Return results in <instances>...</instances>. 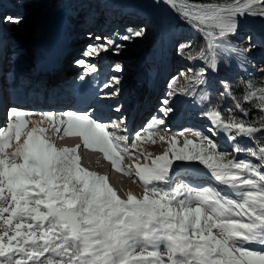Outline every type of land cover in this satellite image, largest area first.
Wrapping results in <instances>:
<instances>
[{
    "label": "snow or ice",
    "instance_id": "obj_1",
    "mask_svg": "<svg viewBox=\"0 0 264 264\" xmlns=\"http://www.w3.org/2000/svg\"><path fill=\"white\" fill-rule=\"evenodd\" d=\"M159 2L201 42L196 48L190 40L176 41L181 56L201 66L181 71L186 83L176 88L174 77L167 95L199 90L210 135L188 129L159 135L167 131L160 127L165 119L153 116L129 140L116 134L124 131L123 119L106 125L91 112L56 116L9 107L0 127V264H264V87L249 83L237 96L227 80H220L219 96L230 101L227 107L213 104L204 90L222 63L247 60L251 37L245 48L231 38L244 19L264 22V0ZM0 23L19 25L22 18L5 15ZM144 35L141 28L120 39ZM94 39L99 43L89 44L86 56L119 54L123 47L109 38ZM76 64L86 74L96 71L86 60ZM114 71L122 69L116 65ZM120 83L114 76L104 87ZM159 111L167 118L174 110L165 99ZM253 111L261 114L259 120H251ZM33 115L40 119H24ZM49 131L56 139L79 137L84 149L101 153L113 170L138 184L142 196L129 191L122 199L107 175L82 166L81 144L57 148L46 136ZM221 141L232 146L233 159L221 150ZM158 142L167 146L159 155L143 147ZM241 154L251 158L237 159ZM126 157L133 162L123 164ZM187 166L202 168L207 183L174 186V174Z\"/></svg>",
    "mask_w": 264,
    "mask_h": 264
},
{
    "label": "rangeland",
    "instance_id": "obj_2",
    "mask_svg": "<svg viewBox=\"0 0 264 264\" xmlns=\"http://www.w3.org/2000/svg\"><path fill=\"white\" fill-rule=\"evenodd\" d=\"M71 1L75 2L76 0H68V1L66 0H1L0 1V17L8 14L10 16L22 18V23H20L19 25L11 24V23H0V42H2L0 43V51L2 50L3 52V54L0 55V65L2 61H4L2 65L6 67L5 73L1 76H5V74L8 75L5 78L8 79V83H9L10 82L9 78L13 77L11 81L15 79L14 76L9 77L10 75H13L12 72L14 69L15 71L18 72V75L20 77H22L23 73L28 76V73H30L31 70L35 69V64H39V65L41 64L43 69L41 71L37 70V75L34 77L36 78L39 76L41 77L44 76L45 74L51 76L52 73L54 74V72L56 73V71L63 70L60 64L62 61L56 62L55 55L60 54L62 56V60L66 61L67 58L66 56L69 57L71 54H74L75 50L78 51L79 48L82 50L83 49L86 50L89 43H99L95 41L94 37L96 35H93V32L95 34H98V32H102V35H100L101 37L109 38L111 40H114L117 44L123 45V47L119 49V53L125 54L126 57L124 58L128 59L127 61L129 63H133L135 69V72L134 71L133 72L136 74L135 77L137 76L138 78V85H137L138 88L136 90L142 89L146 93L150 91V93L152 94L151 105L155 101L157 102L156 98L158 97L160 98L161 92H163V90L166 89L165 84L167 82L166 80L168 79V77L180 73L178 72V70L186 66L187 63L186 60L178 59L176 57L177 56L175 50L177 48L176 41L180 40L182 42L186 37L184 35V32H180L181 35H179V33L177 32L176 34L171 33L172 25L170 22L165 21L166 17L168 18L169 21H173L172 19H174L173 16L175 14L174 13L172 15L169 14L171 11L170 8L164 7L156 17L153 15L154 10H151L155 4V0H124L122 1L123 4L122 6L117 7V9L111 8V15L109 16L110 18L109 22H105L106 17L104 16V14H109L110 11L104 9L106 7V4L103 5V3L98 0H85L86 2L89 1L90 2L87 4H82L84 6H82L79 9L80 12L71 16L67 15L66 12L63 14L59 12L57 14L56 11H54L58 6L64 5L65 2L69 3ZM91 2L95 4L91 5ZM80 3H82V1ZM164 6L166 5L164 4ZM43 11L46 12V14L47 12H49V14L45 18L41 19L40 14H42ZM88 11L92 13L91 15L95 16L94 20L90 22L89 21L83 22L82 16ZM154 17L155 20L157 21L153 20ZM144 20L149 21L154 26V31L150 32V34H152L150 39L151 40H155L156 38L157 40L159 39V43H160L159 46H161V51H162V58H160L161 62L153 63V66H151L152 64L151 61L144 60L145 54L147 52L145 53V51L143 52L136 51L137 43L140 39L139 37L128 41H124L120 39V36H117L118 38L115 36V35H119V33L122 36H124L125 33L123 31L128 26H133L136 29H139V27L142 26H149L148 23ZM152 22L155 24H153ZM248 22H253L259 25V28H252V30H254L253 32L252 30L249 29L250 27L248 26ZM22 25L28 26L31 30H29L28 28H22L23 27ZM90 30L93 31L91 32ZM114 31L116 32L115 35H113ZM248 37H251V42H250L251 51L247 56L256 55L258 57L257 61L262 62V64L264 65V22L252 18H247L242 20L239 32L237 33L236 36L231 38L232 44L240 48L248 47L249 45ZM11 38L14 39L11 40ZM17 38L20 40H18ZM81 38L83 40L82 42H79L78 39ZM87 38H91V39H87ZM48 39H52V42H49ZM84 42H86V44ZM255 45H257L258 49H256L257 47ZM61 46L63 47L61 48ZM111 53L114 52L112 50L106 52V54L108 55ZM41 59L44 61V63H39ZM7 62H9V64ZM66 65L68 66L66 71H72V72L77 71L78 67L73 66L72 63L67 62ZM153 68L155 70L154 73L151 70ZM218 72L220 73L222 72L220 68ZM263 76L264 73H260V75L257 77L258 79H261L263 78ZM217 77H218V73L209 74L208 79L212 81V79H215ZM178 78H179V83L175 85L176 88H180L183 86V84L186 83L184 77L180 76L179 74H178ZM215 80L216 83L219 84L220 80L219 79H215ZM37 82H40L41 84L44 83V81L41 79L38 80ZM13 85H17V83L9 84L8 87ZM26 94L30 96L31 92L28 91L26 92ZM125 97L127 98V100H129V102L125 104L127 109L125 111H128L130 110L129 106L131 102H133L134 106L136 105V100L134 98H138V96L127 94ZM191 97H193V94L184 95L178 92L175 96L171 98L169 97L167 99L169 100V104L172 108L179 109V111H182L183 115L188 114V116L184 118H188L191 120L193 119L194 123H192V125L195 126L194 127L195 129L200 128L201 125V127L204 130H206L205 126L207 122L202 117V111L200 110L202 109V107H200L199 105L198 98L192 101ZM163 100H164L163 98L159 99V101H163ZM191 101L192 103L191 105H189ZM44 102H54V101H51V98H48L42 101L41 104ZM36 106L40 107V105H36ZM44 112L47 111H39L38 109H35L34 112L32 113H44ZM61 114H62L61 112H57L55 115L60 116ZM182 114L181 116H183ZM32 117L38 120L40 119L38 115H33L29 117L28 120L32 119ZM5 124H6V120H4L3 123L0 120V127H3ZM41 126L45 127L44 125ZM31 127L32 125L28 124L27 128H31ZM160 135H165V134L160 133ZM189 138L192 139L193 137L189 136ZM52 141L55 142V139L53 138ZM76 141L77 142L80 141V143L82 144L81 140L77 139ZM182 143L183 140L181 139L180 145H182ZM220 143L222 145L221 150L230 153L227 158L233 159L235 153L232 152V146L224 141H221ZM160 144L148 143L143 145V147L147 152H151L153 156H156L161 154L163 150L161 148L163 147L164 144L162 145ZM55 145L57 148H60L59 143L57 144L55 143ZM80 153L81 155L92 158V160L90 159L88 161L84 158L81 161V164L84 168L88 166L92 167L90 170L86 168L89 171L95 170L94 172L100 173L99 169H101L102 168L101 166L103 165L104 167L108 166L111 168L110 162L104 160L102 154L99 152H93L91 150L84 149L82 146L78 151V154ZM236 158L244 159V157H239V156ZM17 162L19 163L20 161ZM132 162L133 161L131 159L126 157L125 160L123 161V164L127 165ZM140 162L143 161L141 160ZM97 165L100 166V168H98ZM193 169H195L196 171L200 170L199 174H203L202 168H197L195 166H187L185 168H182L178 173L174 174L175 176L174 186L175 184H179L181 182L190 183L193 177L187 175V173L183 172V170L190 171ZM114 171L115 170H113L112 168L110 169L111 174L113 175L115 174L114 176L117 177V179H119L120 182H124V184L127 186L124 189L116 186L114 183L111 184L120 194L122 199H126V193L129 191H131L138 198L142 196L143 189L140 188L138 184L132 183V181L127 176H123L121 175V173H114ZM200 176L202 177L201 178L197 177L193 179L194 184H197L196 181L198 178L207 181L204 174Z\"/></svg>",
    "mask_w": 264,
    "mask_h": 264
},
{
    "label": "trees",
    "instance_id": "obj_3",
    "mask_svg": "<svg viewBox=\"0 0 264 264\" xmlns=\"http://www.w3.org/2000/svg\"><path fill=\"white\" fill-rule=\"evenodd\" d=\"M105 1V0H102ZM121 1L124 0H110V6L111 7H116L121 3ZM213 2H215V0H213ZM105 3V2H104ZM66 4V3H65ZM173 21H171V25L173 26L174 30H182L183 32H186L187 34V39H185L183 42L186 41H192L195 44L196 48L200 47V39L198 37V35L194 32H192L190 29L188 28H184L183 25H179L177 20L172 19ZM152 29V28H151ZM138 29H135L131 26L126 27L124 29L125 35H131L134 31H136ZM145 34L142 37H139V41L141 42V45H138L141 47V49L143 48L142 46H146L148 48L147 51V56L150 60L152 61H156V59H158L159 57V43L157 41L155 42H151L150 44H148L147 42L150 40L149 39V34L146 33L147 29H144ZM178 54L180 57L181 54L180 52L177 50ZM186 55V53H185ZM183 58V57H182ZM189 64L194 67V68H199L201 66V62L199 61H195V62H190ZM220 70L222 71L220 74L219 79H223V80H227L233 89L234 94H236L237 96L240 95L241 90L244 89L249 83H251L252 85H254L256 87V85H259V80L256 79V76H253L249 73H246L244 70L241 69V67L237 64V62L233 59L229 60L228 62L222 63L220 65ZM209 84L211 85V87L205 88L204 90L208 92V94L211 97L212 103L213 104H223L224 107H227L230 103V101L227 100H221L220 96H219V86L218 84H215L214 81L211 83L209 82ZM198 94L200 95V91L197 90ZM203 109L206 107L205 104H202ZM260 113L253 111L251 114V120L253 121H257L260 119ZM242 143L247 144L248 142L244 141ZM245 159L247 158H251L250 156H248L247 154H243L242 155Z\"/></svg>",
    "mask_w": 264,
    "mask_h": 264
},
{
    "label": "bare ground",
    "instance_id": "obj_4",
    "mask_svg": "<svg viewBox=\"0 0 264 264\" xmlns=\"http://www.w3.org/2000/svg\"><path fill=\"white\" fill-rule=\"evenodd\" d=\"M164 3H162V2H159L158 3V0H155V4H154V6H153V8L151 9V10H154V12H153V15L154 16H156L157 17V15L159 14V10H160V6H162ZM153 20H155V17H154V19ZM155 21H157V20H155ZM48 41L49 42H52V39H48ZM58 46V45H57ZM59 47V46H58ZM73 47V46H72ZM49 48V47H48ZM52 48V47H51ZM62 48V47H61ZM69 53H70V51H69ZM54 54V53H53ZM50 55V54H49ZM67 58H66V61L65 60H62V63H67V61H68V56H66ZM47 65V64H46ZM263 65V64H262ZM2 66H4V65H2ZM55 66V65H54ZM263 67H264V65H263ZM4 68H5V66H4ZM72 69V68H71ZM78 69V68H77ZM15 70V69H14ZM51 72V71H50ZM65 72H72V71H66L65 70ZM12 78L13 77H11V78H9L10 79V81L12 80ZM7 83H8V79H6L5 77H0V89L2 90V88L3 87H5L6 85H7ZM125 88V87H124ZM4 90V89H3ZM2 90V91H3ZM1 91V92H2ZM4 93V92H3ZM59 95V94H58ZM106 96V95H105ZM23 97H28V95L26 94V92H25V94L23 95ZM15 107V106H14ZM135 106H134V104H133V102H131L130 103V106H129V109H132L133 110V108H134ZM17 108H20V107H17ZM7 110V109H6ZM6 110L4 111V115L6 116ZM49 113H53L54 114V112L53 111H50ZM35 117V116H34ZM30 120H33V121H38V119H36V118H33L32 117V119H30ZM32 125V124H31ZM33 126V125H32ZM44 126H47V122H45V124H44ZM54 133V135H53V137L52 136H49V135H47L48 137H50L51 139H55V142L54 143H59V147L60 148H64V147H67V148H72V147H75L77 144H81L80 143V141L79 142H77L76 140V138L75 137H73V136H65L63 139H56V133L55 132H53ZM160 135V134H159ZM76 139V140H75ZM157 144H160L159 142L157 143ZM160 145H162V144H160ZM81 147H82V144H81ZM165 147H167L166 145H163V147L161 148V149H163L164 150V148ZM162 150V151H163ZM79 151V150H78ZM151 153V152H150ZM81 157H82V160L85 158L87 161L88 160H92V158H90V157H88V156H84V155H81V153L79 154ZM81 160V161H82ZM94 166V165H93ZM97 167L98 168H100V166H98L97 165ZM102 167V166H101ZM103 168V167H102ZM99 169V172L100 173H102V174H104V175H107V176H109V173H108V171L107 170H104L105 168H103V169ZM95 171V170H94ZM109 179V178H108ZM109 182H110V184H112V183H114L116 186H118V187H121V188H126L127 186L124 184V182H120V180L119 179H117V177H114L112 180H109Z\"/></svg>",
    "mask_w": 264,
    "mask_h": 264
}]
</instances>
